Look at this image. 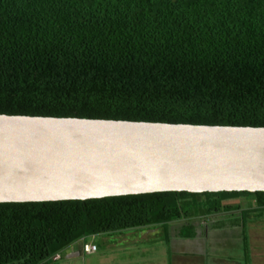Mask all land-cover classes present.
<instances>
[{
  "label": "trees",
  "instance_id": "obj_1",
  "mask_svg": "<svg viewBox=\"0 0 264 264\" xmlns=\"http://www.w3.org/2000/svg\"><path fill=\"white\" fill-rule=\"evenodd\" d=\"M0 114L264 127V0H0ZM253 211L264 191L0 202V264L143 226L195 238L211 216L245 250Z\"/></svg>",
  "mask_w": 264,
  "mask_h": 264
},
{
  "label": "water",
  "instance_id": "obj_2",
  "mask_svg": "<svg viewBox=\"0 0 264 264\" xmlns=\"http://www.w3.org/2000/svg\"><path fill=\"white\" fill-rule=\"evenodd\" d=\"M264 191V127L0 114V202Z\"/></svg>",
  "mask_w": 264,
  "mask_h": 264
},
{
  "label": "rangeland",
  "instance_id": "obj_3",
  "mask_svg": "<svg viewBox=\"0 0 264 264\" xmlns=\"http://www.w3.org/2000/svg\"><path fill=\"white\" fill-rule=\"evenodd\" d=\"M248 201V198H238L229 200V203L246 207ZM250 215L256 221L248 222L244 229L248 239L245 250L240 239L229 235L227 240L219 243L209 244L203 239L190 238L186 244L185 240L179 241L181 237L173 232V227L165 232L160 227L143 226L84 237L72 243L71 248L68 246L61 251L59 259L46 264H209L212 259L227 264H264V213L260 216L259 212L253 211ZM232 230L233 234L240 236L239 229ZM84 242L94 244L96 250L83 252L81 246Z\"/></svg>",
  "mask_w": 264,
  "mask_h": 264
},
{
  "label": "crops",
  "instance_id": "obj_4",
  "mask_svg": "<svg viewBox=\"0 0 264 264\" xmlns=\"http://www.w3.org/2000/svg\"><path fill=\"white\" fill-rule=\"evenodd\" d=\"M232 228H235V227H231V228H226V229H220V230H215V231H212L213 233H214V237L213 238H211V239H208L207 237L205 238V239H207V240H204V241H207L209 244H213V243H219V242H222V241H225V240H227L226 238L228 237V235L230 236V237H232L233 239L234 238H237V239H239L238 237L239 236H236L235 234H233V230H232ZM207 230H208V228H207ZM232 230V231H231ZM226 232H228V233H226ZM232 232V233H231ZM226 234H227V236H226ZM219 235H221L222 237L221 238H219ZM201 239H204V238H202V236H199ZM199 237H197V239H195V240H200V238ZM180 240H189L188 238H181V239H179V241ZM187 243H189V241L187 242L186 241V244ZM70 248H71V245H70ZM191 250V249H190ZM189 250V251H190ZM192 251V250H191ZM209 264H227L225 261H223V260H219V259H212L211 261H210V263Z\"/></svg>",
  "mask_w": 264,
  "mask_h": 264
},
{
  "label": "flooded vegetation",
  "instance_id": "obj_5",
  "mask_svg": "<svg viewBox=\"0 0 264 264\" xmlns=\"http://www.w3.org/2000/svg\"><path fill=\"white\" fill-rule=\"evenodd\" d=\"M211 218H212V216L211 217H208L207 219H206V217L199 219V223H200V225L202 227V230H199L198 231V232H201V234H197L194 239H197V237L202 236V238H204L203 240H207V239H205L206 237L208 238L209 236H214V233L213 232L210 231L211 233H209L208 230H210V229L207 230L208 224H210L214 220V219L211 220Z\"/></svg>",
  "mask_w": 264,
  "mask_h": 264
},
{
  "label": "built area",
  "instance_id": "obj_6",
  "mask_svg": "<svg viewBox=\"0 0 264 264\" xmlns=\"http://www.w3.org/2000/svg\"><path fill=\"white\" fill-rule=\"evenodd\" d=\"M82 248H83V251L86 252V253H89V252L95 250L94 245H92V244H90V243H84ZM57 257H58V255H55V256L53 257V259H56Z\"/></svg>",
  "mask_w": 264,
  "mask_h": 264
},
{
  "label": "clouds",
  "instance_id": "obj_7",
  "mask_svg": "<svg viewBox=\"0 0 264 264\" xmlns=\"http://www.w3.org/2000/svg\"><path fill=\"white\" fill-rule=\"evenodd\" d=\"M84 243H85V242H84ZM84 243H82V246H81L82 251H83V248H82V247H83V244H84ZM90 244H92V243H90ZM92 245H94V244H92ZM94 247H95V250H96V246H95V245H94ZM83 252H84V251H83ZM56 255H58V257H57L56 259H59V258H60V255H59V254H56ZM54 256H55V255H54ZM54 256H53V257H54ZM53 257H52L51 259H52V260H56V259H53Z\"/></svg>",
  "mask_w": 264,
  "mask_h": 264
}]
</instances>
